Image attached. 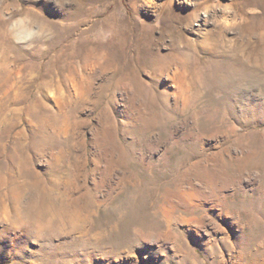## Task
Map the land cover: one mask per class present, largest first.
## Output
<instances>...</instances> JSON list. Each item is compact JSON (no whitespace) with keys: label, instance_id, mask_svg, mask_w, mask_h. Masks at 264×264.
Here are the masks:
<instances>
[{"label":"rangeland","instance_id":"obj_1","mask_svg":"<svg viewBox=\"0 0 264 264\" xmlns=\"http://www.w3.org/2000/svg\"><path fill=\"white\" fill-rule=\"evenodd\" d=\"M0 264H264V0H0Z\"/></svg>","mask_w":264,"mask_h":264},{"label":"bare ground","instance_id":"obj_2","mask_svg":"<svg viewBox=\"0 0 264 264\" xmlns=\"http://www.w3.org/2000/svg\"><path fill=\"white\" fill-rule=\"evenodd\" d=\"M40 222V221H39Z\"/></svg>","mask_w":264,"mask_h":264}]
</instances>
